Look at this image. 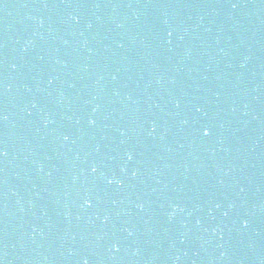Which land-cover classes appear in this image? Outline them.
<instances>
[{"label": "water", "instance_id": "obj_1", "mask_svg": "<svg viewBox=\"0 0 264 264\" xmlns=\"http://www.w3.org/2000/svg\"><path fill=\"white\" fill-rule=\"evenodd\" d=\"M0 264H264V0H0Z\"/></svg>", "mask_w": 264, "mask_h": 264}, {"label": "snow or ice", "instance_id": "obj_2", "mask_svg": "<svg viewBox=\"0 0 264 264\" xmlns=\"http://www.w3.org/2000/svg\"><path fill=\"white\" fill-rule=\"evenodd\" d=\"M204 135H208V132L206 131ZM93 171H95V169H93ZM109 183H111V181H109Z\"/></svg>", "mask_w": 264, "mask_h": 264}]
</instances>
